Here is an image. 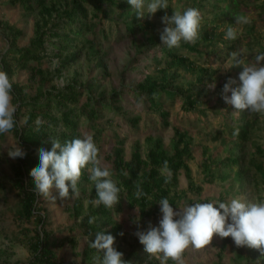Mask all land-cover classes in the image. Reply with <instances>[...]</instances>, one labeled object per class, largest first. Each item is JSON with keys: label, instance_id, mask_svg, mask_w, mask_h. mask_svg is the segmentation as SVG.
<instances>
[{"label": "rangeland", "instance_id": "obj_1", "mask_svg": "<svg viewBox=\"0 0 264 264\" xmlns=\"http://www.w3.org/2000/svg\"><path fill=\"white\" fill-rule=\"evenodd\" d=\"M168 2V9L146 14L143 19L138 18V24L149 22L150 25L148 31L139 32L137 35H131L125 26L130 16L135 14L132 7L120 8L103 3V9L99 13L95 9V3H86L92 26V32L87 36L94 43L79 45L76 50L71 51L70 54L79 53L78 61L62 74H58L62 60L55 56L57 50L48 45L49 55L41 63V68L45 71L43 81L20 67L9 78L13 83L25 86L30 98L36 97L40 91L48 93L62 89L69 83L86 86L83 96L73 109L82 108L90 97L102 102L114 101L115 93H119L117 99L126 110V115L109 113L95 122H89L83 117L79 131L81 138L86 134H91L94 138L95 126L102 129L99 139L93 140L100 149L104 162L113 172L112 179L120 188L121 176L115 166L117 150L123 151L124 159L128 163L133 161L136 151L146 160L152 146L151 140L161 138L168 154L172 155L177 131H180L188 134L192 141L193 157L187 164L194 182L203 187V193L198 195L190 191V179L187 171L182 169L176 189L181 196L178 205L173 207L174 210L197 202H227L232 198H240L245 202L264 200V116L247 110L237 113L222 98L224 84L231 78L236 81L233 87L239 86V74L243 71V66H232V53L242 55L246 63L254 62L255 55L264 53V0H238L239 13L233 12L227 16H224L228 12L225 9L226 4L219 3V0ZM74 4V0H57L55 3H48V6H55L53 17L57 20V11L64 13L72 9ZM212 5H218L221 9H213ZM187 7L199 9L202 15L200 36L208 34L210 38L199 46L201 54H191L184 49L179 51L194 62V69L178 67L176 64L170 66L167 57L162 56L159 48L154 47L151 42L155 40L161 43L160 33L166 27L162 17H170L174 11L182 12ZM242 14L249 17V24H236L235 17ZM38 23L43 24L39 11L27 13L12 0H0V70L1 59L10 47L9 32L2 24H8L23 32L18 41L19 47L23 48L29 46L36 37ZM230 26L238 30L235 40L224 38ZM156 55L162 56L160 65L153 59ZM104 64L106 75L101 70ZM175 74L178 76L176 86L183 87V90L192 88L193 95L200 96V103L196 110L186 111L183 99H169L164 96L163 103L170 114V124L163 127L159 112L151 109L143 98L135 96L133 90H138L147 79H168V82ZM95 79L99 80V85L90 86L88 83ZM62 81L65 82L63 85ZM213 83L215 88H209ZM27 118L26 109H23L19 124L25 126ZM133 118L140 119L137 125L132 123ZM243 121L252 125L250 137L245 143L239 141L235 134H230L231 129L239 128ZM238 143L242 146L241 165L231 173L230 170H225L227 179L208 183L206 166H213L211 173L220 174L221 170L224 172L219 165L231 156ZM18 145V138L13 131L0 135V264H28L34 257V238L37 234L43 236L39 219L27 221L20 216L21 195L15 184L18 158L12 159L8 156L9 148ZM20 147L24 150V147ZM238 172H242L239 179ZM78 188L80 195L76 199H61L55 189L52 193L55 200L40 196L41 215L47 216L44 230L51 236L52 241L63 242L53 248L57 262L98 264V258L102 260L103 253L90 252V241L95 239V235H85L81 226L91 209L98 208L91 204V200L96 198L95 186L92 181L80 178ZM79 198L84 199L78 216L76 205ZM123 206L124 211L115 216L122 227L120 233L123 236H117L114 247L123 253L125 261L136 250L140 260H143L136 264H160L159 260L150 258V254L135 235L137 231L147 232L149 224L159 227L162 219L160 204L151 199L145 216L139 207L129 208L126 201ZM227 238L225 249H222L224 238L215 234L211 243L202 249L189 246L184 252L185 264H264V255L254 258L256 249L237 247L231 237ZM168 264H172V261H168Z\"/></svg>", "mask_w": 264, "mask_h": 264}, {"label": "trees", "instance_id": "obj_2", "mask_svg": "<svg viewBox=\"0 0 264 264\" xmlns=\"http://www.w3.org/2000/svg\"><path fill=\"white\" fill-rule=\"evenodd\" d=\"M56 1L12 0L15 5H20L27 13L39 11L43 24L38 23L36 37L29 46L23 48L18 45L19 38L23 35V32L8 24H2L9 32L10 47L1 59V70L5 71L9 77H12L16 68L20 67L24 70H29L35 78L39 77L43 81L45 71L42 70L41 63L49 55L48 45L57 50L55 56L62 60L61 66L57 71L58 74H62L63 71L78 61L79 53L70 54L71 51L76 50L79 45L86 46V44L92 45L94 43L87 36L92 32V26L86 3H95V9L99 13L103 9V3L120 8L131 7L127 0H74L75 4L72 9H68L64 13H61V10H56L59 15L58 19L55 20L53 12L56 8L55 6L49 7L48 3H55ZM220 2L226 4L225 9L228 12L224 13V16L233 12L234 14L239 13L237 11L238 0H219ZM212 6L213 9H221L218 5ZM137 21L136 14H133L125 24L127 31L131 35L146 32L149 29V22L138 24ZM209 40V35L204 34L200 36L195 45L181 42L179 48L171 49L163 45L162 42L158 43L155 40H151V42L154 47L159 48L162 56L167 57V63L170 66L176 64L178 67L194 69V62L179 51L184 49L191 54H201L199 46L204 41ZM162 56H154L153 59L156 64H161ZM33 63L38 65L34 66ZM101 70L106 75L105 64L101 66ZM177 79L178 76L176 74L168 82H166L168 79L164 81L147 79L144 84L139 86L138 90H133L135 96L143 98L151 109L159 112L163 127H168L170 124V114L163 103L164 96L169 99H183L186 111L196 110L200 103V96L193 95L192 88L183 90V87L176 86ZM88 84L90 86H98L99 80H92ZM85 90L86 86L69 83L62 89H55L48 93L40 91L36 97L30 98L26 93L25 86L13 83V103L17 106V111L15 112L17 123L13 132L18 138L19 145L24 147L26 153L24 158H18V163L15 166V184L20 190L22 202L20 216L27 221H31L33 218L39 219L43 233V236L37 234L36 238H34L35 242L32 244L34 257L28 264H64L56 261V253L53 250V248L62 245L63 242L52 241L51 236L44 230L47 216L41 215L42 208L39 207L40 195L34 191L33 180L29 175L30 170L39 164L38 150L44 148L50 151L52 147L51 138L59 139L61 144L81 138L79 129L83 117H86L89 122H95L109 113L127 114L117 99L119 97L117 92L115 93L114 101L102 102L90 97L82 108L73 109L72 107L79 103ZM23 109H26V115L28 116L25 126L19 124V117L22 115ZM37 117L42 120L39 130H37L35 124ZM131 121L134 125H137L140 119L133 118ZM250 127H252L250 122L243 121L239 128L231 129L230 134H235L239 141L245 143L250 137ZM94 129L93 133L95 136L93 139L98 140L100 134H102V129L97 128V126ZM151 142L152 146L148 151L146 160L142 158L139 151H136L133 161L128 163L124 159L123 151L117 150L115 166L121 176L120 189L122 191L120 200L113 208H105L103 205L98 208H92L81 225L85 235L91 236L103 231L105 234H111L115 237L116 242L122 227L115 219V216L124 211V201L128 203L129 208L139 207L144 216L147 214V207L151 199L156 204H159V200L167 198L172 207H176L181 196L176 189L179 185V176L182 169L187 171V176L190 179V191L198 195L203 193V187L194 182L191 170L187 164V161L193 157L192 141L188 134L177 131V139L173 144L172 155L168 154L161 138L152 139ZM241 148L242 146L238 143L232 150L231 156L219 165L221 169H224V172L221 170L220 174L211 173L213 166H206L208 183H214L217 179H227L228 176L225 170H230L231 173L234 168L241 165ZM165 161H167V169L164 167ZM241 176L242 172H238V179ZM81 179L89 180L87 170L83 171ZM138 192L140 193L139 196L137 195ZM83 199L79 198L76 205L78 216L83 207ZM90 217H95L96 219L92 224L88 223ZM227 242L228 238H224L222 249L226 248ZM72 243H74V240H72ZM90 252L96 253L97 250L90 247ZM254 254V258L264 255L257 249ZM132 259L133 261H131ZM137 261L143 262V260H140L138 252L134 250L126 264H136Z\"/></svg>", "mask_w": 264, "mask_h": 264}, {"label": "clouds", "instance_id": "obj_3", "mask_svg": "<svg viewBox=\"0 0 264 264\" xmlns=\"http://www.w3.org/2000/svg\"><path fill=\"white\" fill-rule=\"evenodd\" d=\"M127 2L139 19L169 8L168 0ZM235 21L237 25L250 23L246 15L236 16ZM162 22L166 27L160 33V40L170 49L179 48L181 42L195 45L200 38L202 15L196 7H187L182 12L174 11L170 17H162ZM237 36L238 30L230 26L224 38L235 40ZM232 62V66H243L239 74L240 84L233 87L236 81L229 78L223 86V100L237 113L247 110L264 116V53L255 55L254 62L247 63L242 55L232 53ZM64 83L61 82L62 85ZM209 88L214 89L215 84L209 85ZM12 90L13 82L5 71L0 70V135L10 133L16 127L17 106L13 103ZM35 124L39 130L41 118L37 117ZM51 144L50 151L44 148L38 150L39 164L29 173L38 195L55 200L52 194L55 189L61 199L78 198V182L83 171L87 170L96 191V198L91 200V204L94 207L103 205L113 208L119 202L121 189L112 179L113 172L104 162L91 134L63 144L59 139L51 138ZM25 155L19 145L11 146L8 150V156L12 159L24 158ZM164 167L167 169V161ZM159 204L162 213L159 227L149 224L147 232L137 231L135 235L150 258L159 260L160 264H168V261L185 264V250L189 246L204 248L211 243L214 234L221 238L231 237L237 247L247 246L264 254V200L245 202L240 198H232L227 202H197L179 207V210H174L167 198L159 200ZM94 222L95 217H90L88 223ZM120 235L123 236V233ZM114 243L115 237L111 234L103 231L95 234L90 247L103 253L102 260L98 258V264H126L123 253L116 250Z\"/></svg>", "mask_w": 264, "mask_h": 264}, {"label": "crops", "instance_id": "obj_4", "mask_svg": "<svg viewBox=\"0 0 264 264\" xmlns=\"http://www.w3.org/2000/svg\"><path fill=\"white\" fill-rule=\"evenodd\" d=\"M180 177V176H179Z\"/></svg>", "mask_w": 264, "mask_h": 264}]
</instances>
